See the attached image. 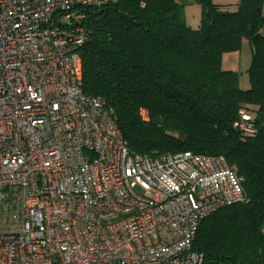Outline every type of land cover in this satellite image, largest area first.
<instances>
[{
    "label": "built area",
    "instance_id": "obj_1",
    "mask_svg": "<svg viewBox=\"0 0 264 264\" xmlns=\"http://www.w3.org/2000/svg\"><path fill=\"white\" fill-rule=\"evenodd\" d=\"M110 1L0 0V264H204L201 221L244 199L225 157L134 153L85 93L73 18Z\"/></svg>",
    "mask_w": 264,
    "mask_h": 264
},
{
    "label": "trees",
    "instance_id": "obj_2",
    "mask_svg": "<svg viewBox=\"0 0 264 264\" xmlns=\"http://www.w3.org/2000/svg\"><path fill=\"white\" fill-rule=\"evenodd\" d=\"M195 4L197 27L186 20ZM76 11L84 91L114 110L130 151L223 156L241 179L243 201L204 217L193 250L204 264H264V0H112ZM244 41L247 90L242 72L223 66ZM241 110L256 134L235 126Z\"/></svg>",
    "mask_w": 264,
    "mask_h": 264
},
{
    "label": "rangeland",
    "instance_id": "obj_3",
    "mask_svg": "<svg viewBox=\"0 0 264 264\" xmlns=\"http://www.w3.org/2000/svg\"><path fill=\"white\" fill-rule=\"evenodd\" d=\"M213 1L215 3H219L223 5L234 4L236 2V0H213ZM186 9H187L186 10L187 23L193 27H197L201 22V16H202L201 6H197L195 4L186 7ZM263 33H264V29H263ZM240 53H241V62L239 65H234V68H231L230 60L227 59V62L224 65V67L235 71H237L238 68L241 69L242 74L240 77V86L243 90H247L250 88V81L246 71L250 67L251 58H252L251 47L248 41L243 42V46Z\"/></svg>",
    "mask_w": 264,
    "mask_h": 264
},
{
    "label": "crops",
    "instance_id": "obj_4",
    "mask_svg": "<svg viewBox=\"0 0 264 264\" xmlns=\"http://www.w3.org/2000/svg\"><path fill=\"white\" fill-rule=\"evenodd\" d=\"M197 6H199V5H197ZM227 59L230 60V63H231L230 67L234 68V65H239L241 62V53L235 52V53L225 54L224 59H223V66L226 64ZM226 69H228V68H226ZM237 71H241V69L238 68Z\"/></svg>",
    "mask_w": 264,
    "mask_h": 264
}]
</instances>
